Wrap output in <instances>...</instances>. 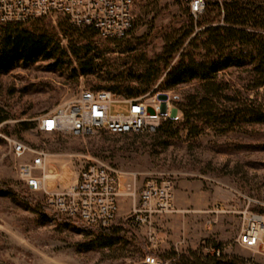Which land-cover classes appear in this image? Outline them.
<instances>
[{"label": "rangeland", "instance_id": "374dc122", "mask_svg": "<svg viewBox=\"0 0 264 264\" xmlns=\"http://www.w3.org/2000/svg\"><path fill=\"white\" fill-rule=\"evenodd\" d=\"M196 1L134 0L133 29L116 41L73 26L60 14L22 24L54 35L66 56L0 72V183L16 193L13 197L0 195V264H145L147 255L175 261L191 252L204 256L211 246L247 264H264V244L261 252L236 241L246 209L264 215V122L239 121L227 131H222L223 126H207L198 136H189L181 124L182 105L199 88V82L166 89L163 83L179 53L168 66L155 62L167 34L197 27L207 0H198L195 6ZM204 27L198 26L196 31ZM81 36L85 39L78 45H88V64L81 59L83 54L77 50V55L73 54L72 47ZM146 71L157 79L142 100L149 104L150 112L153 104H159L163 117L180 123V131L170 137L167 146L159 144L151 131L111 133L98 129L77 136L39 129L44 115L77 99L82 91L119 82L122 88L138 86V77ZM222 76L232 88L243 90L238 97L263 100V88L246 89V72L231 68ZM110 91L126 98L120 91ZM223 101L226 110L240 108V100ZM128 111L127 102L111 104L112 114ZM17 143L26 147L20 155L15 150ZM38 156L43 158V168L59 172L49 190L67 186L91 164L134 178L137 187L148 180L170 178L173 210L153 215L150 223H134V202L123 197L118 215L108 227L125 232L107 240L101 228L56 213L44 190L28 185L20 166L31 164ZM43 170L38 168L34 174L41 175Z\"/></svg>", "mask_w": 264, "mask_h": 264}, {"label": "built area", "instance_id": "2783aa9c", "mask_svg": "<svg viewBox=\"0 0 264 264\" xmlns=\"http://www.w3.org/2000/svg\"><path fill=\"white\" fill-rule=\"evenodd\" d=\"M200 1L195 2V6ZM134 0H0V26L22 25L32 20L63 15L76 27L92 28L100 37L122 40L134 25ZM136 98H120L107 89L84 90L80 96L58 106L44 115L39 129L47 133L66 131L73 135H88L98 129L111 133L154 132L163 117L159 104H149ZM114 101L129 103L127 114H112ZM26 147L17 143L20 155ZM42 168L41 175L34 171ZM20 172L33 190H44L48 205L59 215L77 219L89 227H108L119 212L120 199L130 197L134 202V223H150L155 214L173 210L174 184L170 178L161 181L148 180L137 187L136 179L125 178L119 172L100 164L84 167L67 186H49L57 181L59 173L43 168L42 156L31 164L20 166ZM243 225L236 239L241 246L261 251L264 244V215L246 209ZM262 252V251H261ZM207 253L219 256V247L211 246ZM145 264H172L157 256L147 255Z\"/></svg>", "mask_w": 264, "mask_h": 264}, {"label": "trees", "instance_id": "16d2710c", "mask_svg": "<svg viewBox=\"0 0 264 264\" xmlns=\"http://www.w3.org/2000/svg\"><path fill=\"white\" fill-rule=\"evenodd\" d=\"M204 12L197 25L205 26L203 29L180 28L167 34L163 52L155 60L157 64L168 66L174 55L179 53L178 61L170 68L163 83L166 89L192 81L199 82V88L188 95L187 102L182 105L181 124L192 137L198 136L207 126H223L222 131H227L239 121L264 122V95L263 100H259L258 96L238 97L243 90L232 88L222 76L227 70L235 68L247 73L249 85L246 89H264V0H207ZM86 29L94 31L92 28ZM84 39V36L79 37L72 49L75 55L76 50L83 54L81 59L88 64L91 62V57H87L88 45H78ZM65 56L66 49L50 33L17 24L0 26V72L33 64L39 59L58 61ZM156 79L157 76L152 77L151 72L146 71L145 75L138 77V86L122 88L118 81L113 87L98 89L109 88L120 91L126 98H136L148 92L149 85ZM223 100L242 102L239 101L240 108L231 112L225 109L227 106L222 107ZM179 131L180 123L166 118L154 131V138L159 144L167 146L170 137ZM0 195L13 197L16 193L1 182ZM100 230L107 240L124 231L123 228L113 227ZM158 258L169 260L172 264H247L243 259L223 252L219 256L210 253L202 256L191 252L178 256L175 261L168 256L159 255Z\"/></svg>", "mask_w": 264, "mask_h": 264}, {"label": "crops", "instance_id": "0c3cea01", "mask_svg": "<svg viewBox=\"0 0 264 264\" xmlns=\"http://www.w3.org/2000/svg\"><path fill=\"white\" fill-rule=\"evenodd\" d=\"M59 173V172H58Z\"/></svg>", "mask_w": 264, "mask_h": 264}]
</instances>
